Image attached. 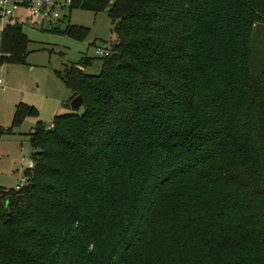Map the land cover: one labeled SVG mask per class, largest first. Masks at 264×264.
Masks as SVG:
<instances>
[{"label":"trees","instance_id":"trees-1","mask_svg":"<svg viewBox=\"0 0 264 264\" xmlns=\"http://www.w3.org/2000/svg\"><path fill=\"white\" fill-rule=\"evenodd\" d=\"M70 1L116 40L99 75L56 71L84 112L32 129L27 182L0 187V264H264V0ZM30 44L8 26L0 66Z\"/></svg>","mask_w":264,"mask_h":264},{"label":"rangeland","instance_id":"rangeland-1","mask_svg":"<svg viewBox=\"0 0 264 264\" xmlns=\"http://www.w3.org/2000/svg\"><path fill=\"white\" fill-rule=\"evenodd\" d=\"M63 17L59 23L63 28L68 25L89 28L85 40H75L65 34L39 31L27 26L24 32L31 40L30 54L26 65L3 64L0 78L4 81L0 88V128L11 133L0 135V187L16 190L25 173L34 169L31 155L34 152L30 133L38 122L51 126L56 116L70 114L63 105L70 101L71 93L57 77L56 71H63L67 65L78 64L83 57L93 59L85 72L99 75L102 70L101 58L97 49H105L116 40L113 23L107 12L94 14L90 11L70 10L68 0H57ZM1 25V23H0ZM2 31L0 29V37ZM254 71L264 62V29L253 34ZM19 106H30L37 114L25 110L20 123L13 126L14 116ZM81 108L78 114H82Z\"/></svg>","mask_w":264,"mask_h":264},{"label":"built area","instance_id":"built-area-1","mask_svg":"<svg viewBox=\"0 0 264 264\" xmlns=\"http://www.w3.org/2000/svg\"><path fill=\"white\" fill-rule=\"evenodd\" d=\"M71 1L68 0L70 7ZM61 5L57 0H0V29L8 26H27L29 28L47 31L57 26L63 19L59 9ZM112 53V47L97 49L99 57H108ZM4 81L0 78V88L3 89ZM32 165L33 162H30ZM27 178L20 180L17 189H21Z\"/></svg>","mask_w":264,"mask_h":264},{"label":"water","instance_id":"water-1","mask_svg":"<svg viewBox=\"0 0 264 264\" xmlns=\"http://www.w3.org/2000/svg\"><path fill=\"white\" fill-rule=\"evenodd\" d=\"M66 110L72 111L73 113L78 112L83 107L82 96H77L63 105Z\"/></svg>","mask_w":264,"mask_h":264},{"label":"crops","instance_id":"crops-1","mask_svg":"<svg viewBox=\"0 0 264 264\" xmlns=\"http://www.w3.org/2000/svg\"><path fill=\"white\" fill-rule=\"evenodd\" d=\"M70 99H71V97H70Z\"/></svg>","mask_w":264,"mask_h":264}]
</instances>
